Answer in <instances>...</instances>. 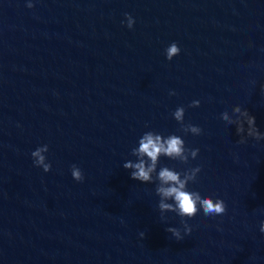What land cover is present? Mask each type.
Instances as JSON below:
<instances>
[{
  "label": "water",
  "instance_id": "water-1",
  "mask_svg": "<svg viewBox=\"0 0 264 264\" xmlns=\"http://www.w3.org/2000/svg\"><path fill=\"white\" fill-rule=\"evenodd\" d=\"M262 84L264 0H0V264H264V140L219 118L239 106L264 132ZM148 131L199 149L157 171L199 167L188 189L225 214L197 212L186 236L161 218L155 183L123 168Z\"/></svg>",
  "mask_w": 264,
  "mask_h": 264
},
{
  "label": "clouds",
  "instance_id": "clouds-1",
  "mask_svg": "<svg viewBox=\"0 0 264 264\" xmlns=\"http://www.w3.org/2000/svg\"><path fill=\"white\" fill-rule=\"evenodd\" d=\"M31 9V2L26 4ZM126 27L132 29L134 20L130 15L125 14ZM180 49L175 42L165 49V58L171 61L173 57L179 55ZM175 93H169L174 95ZM261 94L264 95V84L261 85ZM190 108L199 107V101H193L188 105ZM184 107H178L172 113L173 119L180 125L179 131L184 134L199 136L202 129L198 126L184 123ZM233 119L227 111L219 113V118L226 122L227 125H235L236 134L240 137L237 141L244 144L246 138L253 140H264V132H260L255 126V118L245 109L239 106L232 109ZM246 125V127H245ZM48 151L47 145L38 147L31 153L33 166L42 168L44 173L50 171L51 165L46 162L44 153ZM199 149H188L185 147L184 140L177 135L162 137L160 134L152 131L145 132L138 141V147L133 148L131 155L136 157V162L127 161L123 164L125 170L130 171V178L143 184L155 183V195L159 198L158 210L163 218L165 213H174L181 220L184 235H188L191 227L186 220L193 218L197 212H202L205 217L221 216L225 214L226 206L221 199L213 200L209 197L202 196L198 191H190L188 185L196 181L200 172L199 167L189 168L182 172L170 169L167 166H161L157 171V166L161 157L172 161H178L180 164H187L190 159H195ZM71 177L76 182H82L84 176L81 170L76 166H71ZM171 201V203L169 202ZM259 231L264 234V220L259 224ZM166 232L176 240L180 241V230L169 227ZM143 236V233L141 234Z\"/></svg>",
  "mask_w": 264,
  "mask_h": 264
}]
</instances>
